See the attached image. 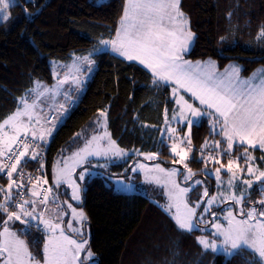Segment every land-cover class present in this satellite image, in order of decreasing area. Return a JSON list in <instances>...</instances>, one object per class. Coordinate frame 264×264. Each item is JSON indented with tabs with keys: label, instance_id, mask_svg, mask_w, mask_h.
<instances>
[{
	"label": "snow or ice",
	"instance_id": "6c2138e0",
	"mask_svg": "<svg viewBox=\"0 0 264 264\" xmlns=\"http://www.w3.org/2000/svg\"><path fill=\"white\" fill-rule=\"evenodd\" d=\"M18 2L0 0V23H8L10 9ZM28 2L34 5L36 0ZM196 38L181 0H123L114 32L96 38L83 53L72 51L67 63L50 61L54 83L36 78L24 94L14 97L15 107L0 117V178L7 180L0 183V264H98L86 238L87 215L82 206L74 205L83 201L88 182L97 175L114 180L115 191H138L128 169L119 175L100 171L113 162L128 164L149 185L161 187L165 202L159 206L177 231L207 233L195 237L205 250L229 257L251 250L264 264V168L256 163H264V155H254L256 149L264 152V67L243 77L242 67L234 63L221 70L211 57L186 59ZM226 39L221 36L219 42ZM257 39L264 42V24ZM103 55L138 62L150 74L152 88L169 91L163 122L152 126L159 127L155 143L160 147H121L108 129V107L97 108L94 120L74 132L52 161L49 183L44 153L78 105ZM204 118L209 135L197 157L192 129ZM185 124L187 130L181 132ZM165 147L172 166L140 159L156 161ZM29 158L39 161L35 174L23 170ZM192 160H202L203 167L194 170L189 166ZM255 182L258 199L251 195ZM33 228L39 235L27 239Z\"/></svg>",
	"mask_w": 264,
	"mask_h": 264
},
{
	"label": "trees",
	"instance_id": "16d2710c",
	"mask_svg": "<svg viewBox=\"0 0 264 264\" xmlns=\"http://www.w3.org/2000/svg\"><path fill=\"white\" fill-rule=\"evenodd\" d=\"M181 7L197 34L186 59L211 57L219 68L234 61L242 67L244 76L264 66V42L257 39L264 24V0H181ZM122 8L123 0H36L34 5L19 0L11 7L8 23H0V117L15 107L14 97L24 94L32 86V80L54 83L51 60L69 62V53H83L96 38L114 32ZM26 10L35 14L28 16ZM221 36L227 37L223 43L219 42ZM141 68L136 62H124L108 55L99 58L78 105L55 131L44 153L49 177L58 152L74 132L80 131L97 114V108L108 107V129L121 147L141 151L159 149L155 141L161 133L159 127L152 126L163 122L169 91L152 88L150 74ZM168 107L170 114L171 105ZM208 135L207 119L192 129L197 157L199 145ZM254 153L257 157L263 154L258 149ZM160 155L162 161L172 163L168 148ZM227 159L223 157L224 162ZM256 162L259 166L264 164L259 159ZM35 163L29 159L23 165L25 172H33ZM189 166L197 170L203 167V161L192 160ZM127 167L122 162L111 164L110 172L122 174ZM0 183L6 184V178H0ZM81 206L87 215L85 230L89 227L90 245L99 264H176V257L178 264H248L249 261L259 264L249 252L226 257L203 251L195 239L199 231H177L169 215L157 204L140 194L114 192L103 176L88 182ZM37 235L33 228L31 236L26 238Z\"/></svg>",
	"mask_w": 264,
	"mask_h": 264
},
{
	"label": "rangeland",
	"instance_id": "374dc122",
	"mask_svg": "<svg viewBox=\"0 0 264 264\" xmlns=\"http://www.w3.org/2000/svg\"><path fill=\"white\" fill-rule=\"evenodd\" d=\"M51 61H53V60H51ZM56 61V60H55ZM65 63H67V62H65ZM230 63H234V64H237V65H239L237 62H230ZM230 63H228V64H230ZM227 64V65H228ZM218 65V64H217ZM262 67H264L263 65L262 66H258L253 72H255V71H257L258 69H261ZM51 69H52V65H51ZM221 70L223 69V68H220ZM253 72H251V74L250 75H252V73ZM241 75L243 76V77H248V76H250V75H248V76H244L242 73H241ZM82 94V93H81ZM81 94H80V96H81ZM190 98V97H189ZM197 104H198V102H196ZM97 115V114H96ZM96 115L91 119V120H94V118L96 117ZM204 119H207V118H204ZM90 122V121H89ZM88 122V123H89ZM184 130H187V125L185 124L182 128H181V132H183ZM243 151V149H240L239 148V151H237V152H242ZM59 153H60V151L58 152V154L56 155V157L59 155ZM168 153L170 154V151H169V149H168ZM65 154H67V153H65ZM263 154H264V152H263ZM262 154V155H263ZM254 155H255V153H254ZM233 156H235V153H233ZM55 157V158H56ZM255 157H257V155H255ZM260 156H258L257 158H259ZM133 159V156H128L127 157V159ZM162 156L160 155V157H159V159L158 160H156V161H147V160H144V158H140L143 162H145V163H154V162H160V163H162L165 167H168V166H172V163L171 164H167L166 162H164V161H162ZM131 159V160H132ZM97 161L96 160H93L92 161V163L93 164H95ZM104 161H100V163H103ZM117 163H119V162H113V163H110L109 164V167H108V169L107 170H104V169H101L100 171L101 172H104V171H107L108 173H114V174H117V175H119V174H121V173H119V172H110V165L111 164H117ZM226 163V162H225ZM241 163H243V161H241ZM257 163V162H256ZM258 164V163H257ZM39 167V161L38 160H36V163H35V166H34V168H33V172L35 173V171H36V169ZM179 167H183L182 165H180ZM259 167H261V168H264V164L262 165V166H259ZM127 169H128V171H129V174L133 177V179H134V183L136 184V185H138V191L137 192H135V193H124V194H128V195H132V194H140V195H143V196H145V197H147L151 202H153V203H155V204H157L158 206L160 205V204H163L164 202H165V198H164V193H163V189L161 188V187H159V186H156V185H149L147 182H145L144 181V179H143V174L142 173H140V172H136V173H132L131 172V169H130V166L128 165V167H127ZM222 175L224 176V178H225V180L227 179V176H228V173H227V170L226 169H224L223 171H222ZM97 176H103V175H97ZM104 177V182H105V184L107 185V186H109V187H111L112 189H113V185H115V181L114 180H111L109 177H105V176H103ZM213 180H212V182H213V191L212 192H215V191H217V188H216V182H215V177L213 176ZM246 178H250V177H246ZM49 183H51V179H50V177H49ZM113 191L114 192H118V191H115L114 189H113ZM237 192H239V189H237ZM118 193H123V192H118ZM251 195H252V197L254 198V199H258V197H259V183L258 182H255L254 183V185H253V190H252V193H251ZM81 204H82V202H76V204L74 205V206H81ZM160 207V206H159ZM161 208V207H160ZM162 210H163V208H161ZM223 222V221H222ZM197 231H199V230H197ZM85 232H86V238H88V239H90V230H89V227H86V230H85ZM165 233V232H164ZM201 234H207V233H201V231H199V235H201ZM202 248H203V246H201ZM33 251H35L34 249H32ZM203 251H209V252H212L213 253V255L214 254H217V252H214V251H212L211 249H209V250H205L204 248H203ZM241 252H249V253H251L258 261H259V259H258V257L257 256H255V254L254 253H252V251L251 250H241ZM218 254H223V253H218ZM212 255V256H213ZM223 255H225V254H223ZM226 256V255H225ZM226 257H228V256H226ZM177 260H178V257H176L175 259H174V261H175V263L176 264H178V262H177ZM199 261V259L197 260V262ZM172 264V263H171Z\"/></svg>",
	"mask_w": 264,
	"mask_h": 264
},
{
	"label": "built area",
	"instance_id": "2783aa9c",
	"mask_svg": "<svg viewBox=\"0 0 264 264\" xmlns=\"http://www.w3.org/2000/svg\"><path fill=\"white\" fill-rule=\"evenodd\" d=\"M23 167V166H22ZM23 170L25 171L24 167H23ZM31 173H34V172H31ZM6 178V177H5Z\"/></svg>",
	"mask_w": 264,
	"mask_h": 264
},
{
	"label": "crops",
	"instance_id": "0c3cea01",
	"mask_svg": "<svg viewBox=\"0 0 264 264\" xmlns=\"http://www.w3.org/2000/svg\"><path fill=\"white\" fill-rule=\"evenodd\" d=\"M136 63H138V62H136Z\"/></svg>",
	"mask_w": 264,
	"mask_h": 264
},
{
	"label": "water",
	"instance_id": "95a60500",
	"mask_svg": "<svg viewBox=\"0 0 264 264\" xmlns=\"http://www.w3.org/2000/svg\"><path fill=\"white\" fill-rule=\"evenodd\" d=\"M98 264H99V262H98Z\"/></svg>",
	"mask_w": 264,
	"mask_h": 264
}]
</instances>
